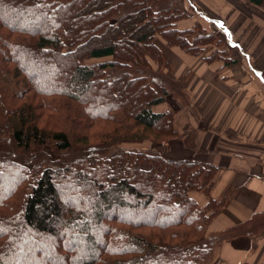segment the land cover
Returning a JSON list of instances; mask_svg holds the SVG:
<instances>
[{
    "label": "trees",
    "instance_id": "obj_1",
    "mask_svg": "<svg viewBox=\"0 0 264 264\" xmlns=\"http://www.w3.org/2000/svg\"><path fill=\"white\" fill-rule=\"evenodd\" d=\"M186 17L176 0H0V264H208L217 167L122 147L177 136L152 109L169 95L155 38L234 62Z\"/></svg>",
    "mask_w": 264,
    "mask_h": 264
},
{
    "label": "crops",
    "instance_id": "obj_2",
    "mask_svg": "<svg viewBox=\"0 0 264 264\" xmlns=\"http://www.w3.org/2000/svg\"><path fill=\"white\" fill-rule=\"evenodd\" d=\"M188 2L204 13L213 8L212 21L225 27L224 34L219 30L216 35L221 34L218 38L234 62L208 63L203 58L209 49L192 56L157 37L164 43L160 50L167 66L153 64V69L169 77L170 86L165 101L152 109L173 111L177 130L176 137L158 143L162 146L158 153L218 169L210 195L215 199L227 195L228 203L207 229L218 240L208 264H264V18H244L225 0H176L187 14L177 21L178 29L208 25L194 16ZM188 136L193 148L184 144ZM190 196L200 205L207 200L202 192L191 191Z\"/></svg>",
    "mask_w": 264,
    "mask_h": 264
},
{
    "label": "rangeland",
    "instance_id": "obj_3",
    "mask_svg": "<svg viewBox=\"0 0 264 264\" xmlns=\"http://www.w3.org/2000/svg\"><path fill=\"white\" fill-rule=\"evenodd\" d=\"M178 1L179 2H185L186 3L189 0H178ZM225 2L226 3L229 2L230 4L236 5L237 6L236 8L238 9L239 14H241V16L244 17V18H247V19H250L251 20V19H253L255 17H259V15L261 16V18H264V15L261 13V10H263L264 7L253 5V4L249 3L248 0H236V1L235 0H225ZM237 2H239V4H237ZM188 4H189V9L191 11H194L195 12L194 13V16H196L195 14H197L198 16H201L200 18H202L201 19L202 22H204V24H208L204 28H206L207 30H210V31L215 30L214 31L215 33L218 32L219 30L220 31L221 30L223 31V32H221L222 34L225 33L224 32L225 27H223L219 22L216 23V21H212L213 20V17L216 16V14L213 12L214 11L213 8H212V10H208V12L205 11V13H204V12H200L199 11V10H202V8H199V10H196V9H193L192 8L191 3L188 2ZM213 5H217V3L213 1ZM202 11H204V10H202ZM231 13H233V12H231ZM232 15L230 14L229 17H231ZM209 24H211V25H209ZM214 25H220V29L217 28V27H214ZM219 35H221V34L219 33L216 36L218 37ZM155 43L159 46L160 49H161V47L164 46V45H162L164 43L160 39H158V38H155ZM222 48H224V47L222 46ZM214 49H215V47L214 46H211L208 51H212ZM219 50H222V49H219ZM101 60H104V59H100V61ZM96 61H99V60L98 59H91V60H87L86 62L87 63H92V62H96ZM155 78L158 81L161 80V78L159 76H157ZM166 81H168V83ZM163 82L167 85V87L169 89V86H170V79H169V77H166L165 78V76H163ZM122 147L130 148V149H134V150H141V151H144V152H147V153H155V152L158 153V151L161 149L162 146L160 144H156V143H153V142H143V143H141L139 145L123 144ZM142 166L148 168L149 167V164L142 163Z\"/></svg>",
    "mask_w": 264,
    "mask_h": 264
}]
</instances>
